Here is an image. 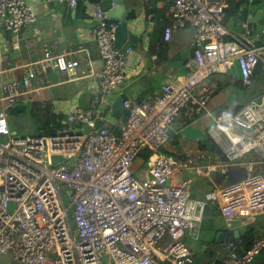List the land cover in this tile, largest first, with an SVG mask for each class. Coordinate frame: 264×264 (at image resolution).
Segmentation results:
<instances>
[{
    "label": "built area",
    "instance_id": "1",
    "mask_svg": "<svg viewBox=\"0 0 264 264\" xmlns=\"http://www.w3.org/2000/svg\"><path fill=\"white\" fill-rule=\"evenodd\" d=\"M57 1L73 6L76 0ZM114 2H112L113 4ZM227 0H171V23L163 39L189 26L193 36L184 71L142 97H124L126 117L116 134L105 125L104 96L123 82L133 45L115 43L120 20L107 10L90 12L93 35L103 60L94 74V93L87 106L76 105L63 126L36 135L12 132L0 110V264H203L196 261L187 234L200 230L206 204L215 203L227 227L264 213V173L251 167L242 178L191 196L190 178L173 182L174 172L202 170L190 155L183 160L161 150L181 109L202 115L215 83L203 80L237 63L244 86L250 85L264 43L249 37L227 38ZM28 0H0V27L18 34L35 20ZM17 45V42H14ZM45 49L27 64L18 80L3 82L0 96L9 106L23 94L38 92L47 69L72 72L77 52ZM2 67L0 64V72ZM228 138L227 157L236 161L250 150L264 155V91L234 112L213 117ZM147 151L144 178L133 171L137 155ZM209 264H264V236L248 246L219 240Z\"/></svg>",
    "mask_w": 264,
    "mask_h": 264
},
{
    "label": "crops",
    "instance_id": "2",
    "mask_svg": "<svg viewBox=\"0 0 264 264\" xmlns=\"http://www.w3.org/2000/svg\"><path fill=\"white\" fill-rule=\"evenodd\" d=\"M227 1L225 25L241 2L244 4L249 2ZM28 2L36 16L32 23L18 34L0 27L2 67L0 85L3 82L20 79L27 64L37 61L46 48L57 53L75 49L81 44L83 49L77 52L79 63L72 72L62 73L53 68L47 69L40 80L44 87L38 92L23 94L18 98L17 104L25 106L20 107L18 111L27 109L29 105L37 110L39 115L53 118L54 128H59L64 125L62 120L69 110L76 105L87 106L91 103L95 91L94 74L91 72L100 70L103 65L92 31L96 20L91 17L92 8L87 4L75 8V5L70 6L57 1L28 0ZM124 4L128 17L127 32H131L134 38L130 41L127 36L121 46L132 44L133 52L126 62L123 82L111 95L104 96L102 106L106 110V117L97 123L99 126H107L116 134L119 133L121 121L126 117V110L120 97L145 96L158 89L162 82L172 80L183 72L185 70L183 62L191 52L189 44L194 32L191 27L186 26L173 31L169 40L163 39V28L171 23L168 10L171 0H124ZM226 27L229 30L227 38L238 36L230 26ZM15 41L17 45L14 44ZM207 82H214L215 88L203 114L196 117L181 109L173 121L167 142L161 148L163 152L183 160L190 155L202 170H208V173H198L195 169L188 168L173 174V182H178L184 177L191 179V196L196 199H202L207 192L242 178L245 170L250 167L264 173V155H260L256 150L241 154L236 161L228 160L226 152L228 138L216 130L213 122L214 115L219 112H234L249 100L257 99L261 95L264 91V65L258 78L247 86L242 84V76L236 62L227 71L216 72L206 77L203 83ZM10 108L11 106L0 96V110L7 112V118ZM22 123V121L18 123L21 128ZM9 126L11 131L15 132L10 124ZM46 130L49 128H45L44 132ZM145 154L148 156V152L144 151L135 157L134 172L137 163H144L146 166ZM146 175L145 167V177ZM208 204L212 211L203 214L200 230L213 225L216 227L214 236L216 240H223L228 231L233 232L237 229L239 234L246 228L252 229V240L264 236V213L256 215L247 223L236 222L227 227L215 203ZM216 218L221 220L220 224L214 223ZM204 219H207L205 225ZM217 242L206 243L207 246H211L210 256L203 264L212 261ZM191 251L198 261L192 248ZM204 251L205 247L200 249L198 254ZM159 264H166V261L160 259Z\"/></svg>",
    "mask_w": 264,
    "mask_h": 264
},
{
    "label": "water",
    "instance_id": "3",
    "mask_svg": "<svg viewBox=\"0 0 264 264\" xmlns=\"http://www.w3.org/2000/svg\"><path fill=\"white\" fill-rule=\"evenodd\" d=\"M90 1V2H89ZM112 2H114L112 4ZM89 3V4H88ZM83 4L90 5L92 10L97 8L107 10L109 15L117 20H120L116 30L115 43L118 47L125 41L126 37L129 36V40H133V34L127 32V11L124 4V0H111L110 2H103L100 0H76L75 8L81 7ZM228 8H226L227 10ZM226 26H230L232 31L238 36H247L255 44L264 43V0L253 1L249 0L248 4H241L238 6L235 14L230 17L229 22ZM190 56V52L188 54ZM264 65V60L262 58L257 59L251 74V80H256L262 67ZM125 96H121L120 100H123ZM25 108L23 105L14 104L9 109L8 113L15 114L19 108ZM238 230L235 229L233 232L228 231L223 240H232L237 236ZM221 235H219L220 237Z\"/></svg>",
    "mask_w": 264,
    "mask_h": 264
},
{
    "label": "rangeland",
    "instance_id": "4",
    "mask_svg": "<svg viewBox=\"0 0 264 264\" xmlns=\"http://www.w3.org/2000/svg\"><path fill=\"white\" fill-rule=\"evenodd\" d=\"M7 120L13 130H15V133L19 135H36L45 133V128H49L48 131H52L55 129V122L53 121V118L51 119L50 117L39 115L38 111L32 109L29 105L27 109L18 111L17 114L8 113ZM20 121L23 122L22 128L18 126V123ZM136 166L137 167L134 172L135 175L138 178H144L146 166L144 165V163H137ZM220 222L221 220H219L218 218L214 220V223L220 224ZM215 234L216 227H213V225L211 227L208 226V228H203L194 234H187L186 242L190 245L194 253H196L199 262L204 263L209 258L211 246H207L206 243L211 242V239L216 236ZM203 247H205V251L202 254H198L199 250Z\"/></svg>",
    "mask_w": 264,
    "mask_h": 264
},
{
    "label": "trees",
    "instance_id": "5",
    "mask_svg": "<svg viewBox=\"0 0 264 264\" xmlns=\"http://www.w3.org/2000/svg\"><path fill=\"white\" fill-rule=\"evenodd\" d=\"M236 8V5L235 7ZM53 131V130H52ZM48 132V131H47ZM51 132V131H50ZM145 156H147V154H145ZM214 211L216 210V208H213ZM212 210H210L209 208V204L204 208L203 210V214L206 212V214L210 213ZM207 223V219H204V224L205 225ZM252 229H248L246 228L243 231H240V233L238 234V236L234 237L233 240L238 241L242 246H248L250 244V242L252 241ZM218 240H216V238L212 239V242H217Z\"/></svg>",
    "mask_w": 264,
    "mask_h": 264
}]
</instances>
